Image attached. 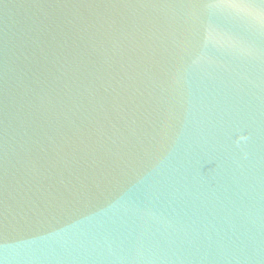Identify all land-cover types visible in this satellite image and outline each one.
<instances>
[{"label": "water", "instance_id": "95a60500", "mask_svg": "<svg viewBox=\"0 0 264 264\" xmlns=\"http://www.w3.org/2000/svg\"><path fill=\"white\" fill-rule=\"evenodd\" d=\"M0 264H264V0H0Z\"/></svg>", "mask_w": 264, "mask_h": 264}]
</instances>
